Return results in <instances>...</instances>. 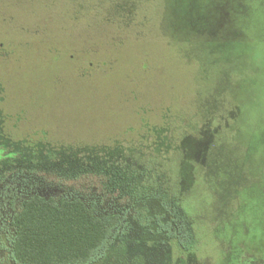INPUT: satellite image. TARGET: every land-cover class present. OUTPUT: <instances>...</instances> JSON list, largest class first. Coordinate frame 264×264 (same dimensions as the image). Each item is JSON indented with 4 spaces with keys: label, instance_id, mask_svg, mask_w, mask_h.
I'll list each match as a JSON object with an SVG mask.
<instances>
[{
    "label": "rangeland",
    "instance_id": "374dc122",
    "mask_svg": "<svg viewBox=\"0 0 264 264\" xmlns=\"http://www.w3.org/2000/svg\"><path fill=\"white\" fill-rule=\"evenodd\" d=\"M219 1L0 0V264L37 194L125 219L94 264H264V0Z\"/></svg>",
    "mask_w": 264,
    "mask_h": 264
},
{
    "label": "trees",
    "instance_id": "16d2710c",
    "mask_svg": "<svg viewBox=\"0 0 264 264\" xmlns=\"http://www.w3.org/2000/svg\"><path fill=\"white\" fill-rule=\"evenodd\" d=\"M228 5L229 0H220L218 3L220 8L219 16L224 25L229 21L228 16L223 11V9L227 10ZM240 6L243 7L244 3H241ZM201 137L203 141L207 143L210 141L212 133L207 134L203 132ZM5 144H7V146L9 145L8 142H5ZM4 145L0 143V153L3 152V154L5 153ZM42 154L44 155L45 153L42 152ZM99 156H97V159L101 160V162L96 167L93 166L91 158H78V163L82 166H79V171L77 173L70 170L72 169V163H66L65 159L56 158L57 156L40 157L44 160L46 159V162L49 161L47 164L51 166V169H45L43 164H34L33 168L43 171H52L55 175H59V178L63 177L68 179L77 178L82 174H93L95 176L103 175L105 177L108 176L110 182L118 184L120 178L116 177V172L110 170H119L121 164L118 158H113L111 161L109 160L110 158L106 159ZM0 160H2V156H0ZM123 161L126 160H122L124 166H129L128 163ZM62 165H66L67 168L65 166L62 167ZM53 166H56V168ZM29 167L30 166L27 168ZM60 171H68L69 173L67 174ZM3 172L5 171H0V176ZM72 173L75 174L73 175ZM120 183L121 182H119V184ZM135 205L138 217L136 216L132 222L130 221L127 223L129 228L134 221L140 220L139 218L145 215H152L151 212L142 207V205L136 202ZM165 213L171 215V222L174 228L178 229V220L181 216L179 209L176 207H172L171 209L167 207ZM156 219L155 216L153 219H150L154 225L156 224ZM124 220L125 219L118 214H110L107 216L99 215L96 207L88 205L81 198H62L60 200H55L54 198H46L38 194L33 195L25 199L20 210L13 215L11 221L13 235L11 238L10 257L15 264H94L98 257H101V254L107 249L111 237L119 230ZM165 227L166 224H162L160 228L155 225L156 230L164 234L165 230H162ZM175 229L173 230V228H171V233H173L171 236H174ZM175 236L174 238L177 239L176 242L180 244V237L177 235ZM110 248L111 247H109V249ZM248 253H253L252 249L248 247L247 249L240 248V251H234V254L239 256ZM252 255L263 257L264 253L257 252ZM262 257L259 259L261 260ZM101 259H103V257H101Z\"/></svg>",
    "mask_w": 264,
    "mask_h": 264
}]
</instances>
